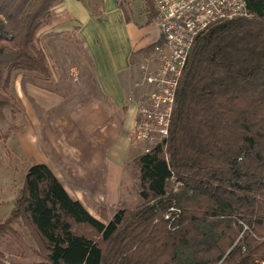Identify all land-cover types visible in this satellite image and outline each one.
<instances>
[{
  "label": "trees",
  "instance_id": "16d2710c",
  "mask_svg": "<svg viewBox=\"0 0 264 264\" xmlns=\"http://www.w3.org/2000/svg\"><path fill=\"white\" fill-rule=\"evenodd\" d=\"M143 1L149 24L154 0ZM62 2L0 0V121L8 107L17 119L16 76L50 78L39 31ZM247 6L249 16L214 25L195 42L168 137L135 159L140 205L105 221L74 199L47 164L31 163L9 217L0 221V246L18 223L35 242L41 261L33 264L263 261L264 0Z\"/></svg>",
  "mask_w": 264,
  "mask_h": 264
},
{
  "label": "crops",
  "instance_id": "0c3cea01",
  "mask_svg": "<svg viewBox=\"0 0 264 264\" xmlns=\"http://www.w3.org/2000/svg\"><path fill=\"white\" fill-rule=\"evenodd\" d=\"M102 1L100 16L83 0L61 3L67 19L58 26L61 32L77 29L87 65L79 62L76 68L71 62L69 73L62 70L60 77L52 61L55 52L47 51L51 76L30 78L27 104L22 99L27 143L18 136L31 163L47 164L69 194L96 217L99 210L110 211L125 202L138 183L135 159L143 153L144 142L134 138L141 99L135 77L141 66L139 51L156 42L126 21L119 0Z\"/></svg>",
  "mask_w": 264,
  "mask_h": 264
},
{
  "label": "rangeland",
  "instance_id": "374dc122",
  "mask_svg": "<svg viewBox=\"0 0 264 264\" xmlns=\"http://www.w3.org/2000/svg\"><path fill=\"white\" fill-rule=\"evenodd\" d=\"M83 2L89 5L93 11H99L101 13L103 10L102 0H83ZM123 5L121 9L122 16L124 18L128 16L130 22L132 21L137 25V31L146 33L148 41L152 42L157 40L160 30L155 22L147 24L149 19L144 1L127 0ZM61 7H63L61 3L55 6L53 20L45 24L39 31V46L45 48L46 51L55 52V54L52 52L54 56L52 61L55 62V65L53 64L54 67H58V70L55 69V72L60 77L62 70L66 69L69 73L71 69L69 68V63L71 62V65H75L76 68L80 67L81 63L87 65L84 56L85 53H83L84 46L78 37L77 29L71 28L69 31L61 32L62 30L58 26V21L67 19L65 11ZM53 24L55 25L51 27ZM147 55L148 53L146 52L142 53L140 64L144 63L145 56ZM135 65L137 66L138 64L136 63ZM140 72L135 77L136 81H139V86L136 88L138 98H142L147 93V88L143 83L142 71L140 70ZM30 82H33V80L28 77L23 78L21 74L16 76L12 92L19 98L17 119L13 121L11 116L12 108L8 107L6 109V120L0 121V221H4L9 217L14 207V202L23 187L27 169L31 165V162H33L21 149L18 139V136H21V140L25 143L28 140V133H23L24 130H27L28 117L26 108L25 106L23 107L22 102L23 100H25L26 104L28 102L27 89ZM39 84L41 86L47 85L43 82ZM5 135H8V138L5 139ZM143 147L145 150L151 147V145L148 142H144ZM144 150L143 153L145 152ZM137 187L138 183L133 189L129 190V195L125 198V202L115 205L110 211L106 209L99 210L100 217L98 218L108 221L112 219V213L118 211L120 207L133 209L138 206L142 202V199L138 195ZM13 226L15 231L9 233L0 246L1 251L4 253L0 264H33L40 262V258L36 255L35 242L27 228L18 223H14Z\"/></svg>",
  "mask_w": 264,
  "mask_h": 264
},
{
  "label": "built area",
  "instance_id": "2783aa9c",
  "mask_svg": "<svg viewBox=\"0 0 264 264\" xmlns=\"http://www.w3.org/2000/svg\"><path fill=\"white\" fill-rule=\"evenodd\" d=\"M162 40L145 56L140 70L147 93L139 100L134 138L149 152L169 135L176 95L190 52L212 26L249 16L247 0H154ZM259 264H264V260Z\"/></svg>",
  "mask_w": 264,
  "mask_h": 264
}]
</instances>
